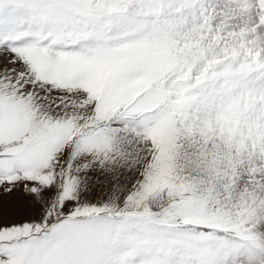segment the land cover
I'll return each instance as SVG.
<instances>
[{
  "label": "snow or ice",
  "instance_id": "obj_1",
  "mask_svg": "<svg viewBox=\"0 0 264 264\" xmlns=\"http://www.w3.org/2000/svg\"><path fill=\"white\" fill-rule=\"evenodd\" d=\"M0 264H264V0H0Z\"/></svg>",
  "mask_w": 264,
  "mask_h": 264
}]
</instances>
